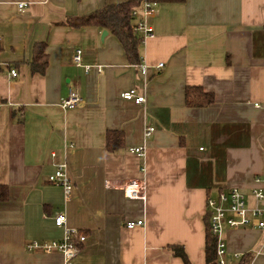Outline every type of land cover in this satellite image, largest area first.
<instances>
[{"label": "crops", "instance_id": "obj_1", "mask_svg": "<svg viewBox=\"0 0 264 264\" xmlns=\"http://www.w3.org/2000/svg\"><path fill=\"white\" fill-rule=\"evenodd\" d=\"M124 1L0 0V185L9 191L0 201V264H62L59 252L26 247L63 238L58 213L87 236L76 264H185L172 245L207 264L208 198L235 187L253 205L252 189H264V0L159 1L154 35L140 46L146 74L109 30L67 24ZM37 43L47 44L44 74L31 68ZM78 48L101 73L74 65ZM188 86L215 102L188 107ZM72 88L84 101L64 109ZM132 88L143 103L122 97ZM147 125L156 128L148 139ZM110 130L125 136L115 151ZM64 161L69 198L48 180ZM130 179L144 182L145 200L106 186ZM224 239L225 264H264V228L226 227Z\"/></svg>", "mask_w": 264, "mask_h": 264}, {"label": "built area", "instance_id": "obj_2", "mask_svg": "<svg viewBox=\"0 0 264 264\" xmlns=\"http://www.w3.org/2000/svg\"><path fill=\"white\" fill-rule=\"evenodd\" d=\"M158 4L154 0H143L141 8L133 11V15L138 18L142 12V18L137 19L133 26V30L140 34L145 40L154 35V29L150 22V17L154 14L155 7ZM20 7H24L26 3H20ZM73 63L77 67H81L86 73H101L103 66L99 64H86L83 60V50L76 49L73 55ZM164 63L157 65L158 69L163 67ZM139 71L146 74L148 65L141 61L138 65ZM11 75L16 77L17 71L12 69ZM122 97L126 100H132L137 104L145 101L143 95H139L135 88L129 89L122 93ZM84 101L82 95L72 88L67 97L61 100V106L64 109H71L79 106ZM156 131L152 125H147L144 130L146 139L150 138ZM140 157L145 156L144 147H132L129 149ZM56 154L53 153L52 156ZM49 182L59 185L63 188L67 198L72 194L74 184L68 171L66 161L58 163L56 170L48 177ZM261 181L260 178L256 179ZM264 181V179H263ZM107 187L117 186L124 191L126 197L131 199H146L144 182L139 179H130L122 184L114 185L111 182H106ZM251 197L254 204H250L249 196L239 188L231 187L221 189L217 196L209 197L207 200V209L211 214V231L217 238V264H225V254L227 252L226 242L224 239L225 228H242V227H259L264 228V189L254 188L251 192ZM55 224L58 227L64 228V236L60 240H32L26 244L29 251L41 250L44 252H59L63 255L62 264H76L75 259L80 254L82 245L86 242L87 236L81 231L71 228L67 225V216L65 213H58L54 217ZM143 220L129 221L127 226L130 228L138 225H143Z\"/></svg>", "mask_w": 264, "mask_h": 264}, {"label": "trees", "instance_id": "obj_3", "mask_svg": "<svg viewBox=\"0 0 264 264\" xmlns=\"http://www.w3.org/2000/svg\"><path fill=\"white\" fill-rule=\"evenodd\" d=\"M143 0H127L118 4L106 5L103 8L88 15L79 16L67 20V24L72 27L97 26L100 30H109L123 44L128 60L131 63L139 64L140 46L143 37L133 30V24L136 17L133 11L139 8ZM161 1V0H154ZM184 1V0H173ZM46 43H37L34 46L31 61L32 72L44 74L49 65V55L46 52ZM185 101L188 107L202 108L215 102V95L206 91L201 86H188L185 90ZM124 133L122 131L110 130L107 132V149L115 151L124 144ZM8 187L0 185V201L8 199ZM206 237H205V255L207 264H217V238L211 231V214L207 211L205 215ZM174 254L184 261L185 264H191L183 246L172 245Z\"/></svg>", "mask_w": 264, "mask_h": 264}]
</instances>
